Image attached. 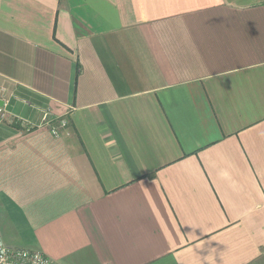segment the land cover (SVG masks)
<instances>
[{
    "label": "crops",
    "instance_id": "0c3cea01",
    "mask_svg": "<svg viewBox=\"0 0 264 264\" xmlns=\"http://www.w3.org/2000/svg\"><path fill=\"white\" fill-rule=\"evenodd\" d=\"M0 87L6 246L264 264V0H0Z\"/></svg>",
    "mask_w": 264,
    "mask_h": 264
},
{
    "label": "built area",
    "instance_id": "2783aa9c",
    "mask_svg": "<svg viewBox=\"0 0 264 264\" xmlns=\"http://www.w3.org/2000/svg\"><path fill=\"white\" fill-rule=\"evenodd\" d=\"M6 89L0 87V95H4ZM0 96V125L2 124H15L21 123L25 125V122L20 117L10 118V114L7 110L8 101L2 99ZM52 120V113L50 110L44 111L42 114V125L49 126ZM24 123V124H23ZM58 126H52V134L55 137L61 136L60 129L66 128L68 125V120L63 119L58 122ZM0 264H58L49 257L38 251H31L22 248H11L5 245L1 231H0Z\"/></svg>",
    "mask_w": 264,
    "mask_h": 264
},
{
    "label": "water",
    "instance_id": "95a60500",
    "mask_svg": "<svg viewBox=\"0 0 264 264\" xmlns=\"http://www.w3.org/2000/svg\"><path fill=\"white\" fill-rule=\"evenodd\" d=\"M0 104H3V103H0Z\"/></svg>",
    "mask_w": 264,
    "mask_h": 264
}]
</instances>
